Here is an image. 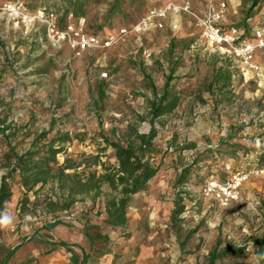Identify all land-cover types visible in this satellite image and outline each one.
Instances as JSON below:
<instances>
[{"label":"rangeland","instance_id":"1","mask_svg":"<svg viewBox=\"0 0 264 264\" xmlns=\"http://www.w3.org/2000/svg\"><path fill=\"white\" fill-rule=\"evenodd\" d=\"M8 1L16 0L0 6ZM22 1L31 11H54L59 29L84 17L89 33L103 35L131 29L162 4L87 0L76 18L67 0ZM195 2L201 10L203 2ZM252 2L238 0L230 22L250 31L264 6ZM258 59L264 66V54ZM154 102L162 103L161 113ZM250 115L256 120L243 122ZM65 133L70 139L61 144ZM151 133L141 153L138 135ZM42 134L40 146L60 149L55 167L69 160L67 172L84 179L117 165L114 144L129 141L157 171L131 195L124 222L114 224L107 201L119 192L108 184L74 195L66 207L57 175L27 191L18 171L9 174L12 150L25 152ZM257 139L264 140V95L253 73L209 45L189 16L172 15L162 28L76 56L66 43L54 46L45 26L16 28L0 10V187L6 176L11 192L0 212L16 217L0 230V264H259L254 242L264 228V174L251 177L228 205L204 193L212 177L263 164Z\"/></svg>","mask_w":264,"mask_h":264},{"label":"built area","instance_id":"2","mask_svg":"<svg viewBox=\"0 0 264 264\" xmlns=\"http://www.w3.org/2000/svg\"><path fill=\"white\" fill-rule=\"evenodd\" d=\"M159 1L162 4L150 8L131 29L123 27L117 32L105 35L89 33L84 17L70 21L65 28L59 29L54 11L47 7L31 11L22 0L5 2L0 6V10L16 28H28L38 24L45 26L47 36L54 46L59 47L66 43L76 56H81L90 49L109 48L124 40L132 32L142 35L153 27L162 28L163 23L172 15H187L194 21L209 45L234 58L243 70L253 73L254 81L264 95V66L258 59L260 54H264V6L258 12L251 30L246 31L230 22L228 0H201L203 2L201 10L194 6L193 0ZM251 19L249 17L247 21ZM172 26L178 28L177 22ZM255 120L254 115L243 118L246 124ZM256 145L258 148H264V140L257 139ZM262 174L264 162L260 166L238 169L224 179L212 177L207 180L204 193L222 205H228L239 198L243 185L251 177Z\"/></svg>","mask_w":264,"mask_h":264},{"label":"trees","instance_id":"3","mask_svg":"<svg viewBox=\"0 0 264 264\" xmlns=\"http://www.w3.org/2000/svg\"><path fill=\"white\" fill-rule=\"evenodd\" d=\"M67 1L69 6L72 7V14L76 16V18L84 14L83 2L87 0ZM252 4H257L259 6L260 0H253ZM66 13H68L67 10ZM227 78H231L230 72H228ZM168 95L169 92L166 89L160 102L166 100ZM153 105L156 113L162 112V103L158 105L154 102ZM44 136V134L40 135L38 140L34 141L32 146L23 153H17L12 150L14 162L11 165L9 174L18 171L21 176L22 184L27 191L33 190L38 184H47L49 180L57 175L58 181L68 192L67 195L69 199L67 200L66 207L74 201V195L87 194L91 191L99 193L103 184H108L112 189L119 192L118 197H113L107 201L109 216L114 224H122L124 222L126 206L131 195L143 189L148 180L152 178L157 171L143 155L137 153L134 143L129 141L126 145L114 144L115 155L118 160L117 165L105 167L104 171L100 173L93 172L84 179L78 172H67L69 168L73 167L69 164V160L65 166L59 165L55 167L54 164L57 163L56 157L60 149L55 148L53 142L46 146H40L39 141ZM138 138L140 142L137 148L143 153L146 147L150 146L152 133L149 135H138ZM69 139V134L65 133L58 141L63 144ZM54 170L57 171V174H55ZM5 178L7 177H4L0 187V211L11 196ZM177 205H179V202H177ZM183 210L184 207L181 206L175 209V213H181ZM254 245L256 249V261L259 264H264V228L255 236ZM7 261L8 259L4 261V264H6ZM81 264H86L85 259Z\"/></svg>","mask_w":264,"mask_h":264},{"label":"clouds","instance_id":"4","mask_svg":"<svg viewBox=\"0 0 264 264\" xmlns=\"http://www.w3.org/2000/svg\"><path fill=\"white\" fill-rule=\"evenodd\" d=\"M16 223V217L7 212H0V230H7Z\"/></svg>","mask_w":264,"mask_h":264},{"label":"crops","instance_id":"5","mask_svg":"<svg viewBox=\"0 0 264 264\" xmlns=\"http://www.w3.org/2000/svg\"><path fill=\"white\" fill-rule=\"evenodd\" d=\"M195 2V4L201 5L199 4V0H193ZM237 1L238 0H228V12H229V17L231 12H233V9L235 8V6L237 5ZM239 2H241V0H239ZM201 3V2H200ZM255 20V19H254Z\"/></svg>","mask_w":264,"mask_h":264}]
</instances>
